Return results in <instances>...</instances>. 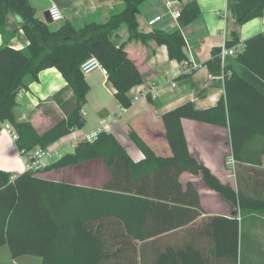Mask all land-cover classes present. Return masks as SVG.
Returning a JSON list of instances; mask_svg holds the SVG:
<instances>
[{
	"label": "trees",
	"instance_id": "obj_1",
	"mask_svg": "<svg viewBox=\"0 0 264 264\" xmlns=\"http://www.w3.org/2000/svg\"><path fill=\"white\" fill-rule=\"evenodd\" d=\"M144 0H122L123 7L103 22H85L76 27L65 21L57 29L36 16L29 0H0V32L7 23V14L20 17V28L28 40L24 49H13L4 38L0 48V124L10 123L18 134L20 152L45 148L84 125L82 105L89 90L80 64L88 57L97 58L107 69L114 97L122 107H129V90L146 81L145 75L129 56L128 41L147 43L153 40L165 45L170 60L187 61L183 51L185 41L179 29L173 32L138 30L136 16ZM264 0H238L236 21L245 23L260 17ZM192 5H185L177 19L180 27L195 17ZM126 26V40L116 41L117 30ZM239 44L234 37L226 47ZM235 58L264 81V32L246 38ZM220 48L212 50L206 62L213 75H222L224 94L216 105L197 109L184 102L160 116L162 136L170 150L168 155L155 151L136 129L130 137L144 159L134 162L117 138L105 131L93 141L80 139L72 152L63 154L41 171L73 166L95 159L102 160L110 178L101 188L84 187L52 181L36 175L40 171L26 169L10 174L0 169V246L7 245L12 258L35 255L40 264H210L208 257L191 248L160 250L152 236L168 230L192 226L203 212L199 195L190 181L182 187L179 175L183 171L201 172L206 184L224 198L238 204L240 213L258 212L256 194L243 191L237 175L236 190L222 183L188 151L182 119L189 118L229 128L232 158L243 168L254 169L261 164L264 148L256 150L257 139L264 141V93L241 77L230 66L223 65ZM56 67L72 95L63 96V89L52 94L64 113L52 126L38 132L28 122H18L13 114L16 95L25 85V78L36 80L38 72ZM1 131V125H0ZM257 154V156H256ZM256 188L252 182V189ZM210 216L204 219L218 231L213 255L236 261L238 258V220L235 217ZM115 222L109 228L105 220ZM202 221V219H201ZM219 221L226 222L223 226ZM114 228L126 234L121 245L110 249L111 238L105 232ZM232 232V236L226 235ZM140 242L139 251L122 259L126 244Z\"/></svg>",
	"mask_w": 264,
	"mask_h": 264
},
{
	"label": "crops",
	"instance_id": "obj_2",
	"mask_svg": "<svg viewBox=\"0 0 264 264\" xmlns=\"http://www.w3.org/2000/svg\"><path fill=\"white\" fill-rule=\"evenodd\" d=\"M237 1L182 0L179 4L181 10L185 5L190 4L196 14L191 22L180 27L178 20L166 13L161 1L144 0L136 16L138 30L147 33L155 29L166 32L179 29L185 41L183 51L187 61L170 60L166 46L157 45L153 40L147 43L139 40L128 41L129 56L136 62L146 78L140 86H153L156 89V96L143 97L137 94L138 99L132 100V104L125 108L115 99V90L106 76L99 71L84 75L89 86L86 100L81 108L84 125L52 144L64 141L66 143L63 148L66 146L74 149L75 144L83 138L84 134L96 129L100 121L105 119L108 120V126L104 131L117 138L134 162L144 159V154L131 139L129 135L131 128L136 129L155 151L168 155L170 150L162 136L161 114L187 101H190L197 109L216 105L224 94L223 76L211 74L206 62L211 58L214 48H220L223 43L234 37L238 38L239 44L234 46L233 54L226 56L222 62L223 65L230 66L264 93V81L237 62L235 58L236 51L241 48L239 45L246 38L264 31V22L260 16L242 24L238 23L235 16ZM29 3L35 9L36 16L44 22H46L49 8L58 7L62 15L60 20L46 22L51 30L57 29L65 21L71 22L76 27L82 26L85 22H103L113 12H118L123 7L122 0H29ZM156 15H160L161 18L148 24V21ZM52 22H58L54 29L51 28ZM116 32L117 42L126 40L125 25ZM6 37L8 45L13 49H24L28 45V40L20 28V17L12 13L7 14L6 26L0 32V48ZM25 81V85L16 95V104L13 107L15 120L28 121L38 132H43L57 119L64 117L63 111L53 100L52 94L63 89V96L67 98L72 95V91L66 86V80L56 67L42 69L38 72L36 80L30 81L27 76ZM171 82L174 86H171ZM133 88L128 92L132 99L136 91V88ZM4 124L10 123L0 124V169L8 172L13 178L26 170V162L17 149L16 142L3 130ZM182 128L190 154L222 183L228 184L235 190L238 175L242 190L248 194H256L260 208L258 212L240 213L238 204L210 188L201 172L193 174L183 171L179 175V181L182 187H185L188 181L194 184L203 212L189 228L168 230L152 236L158 239L156 240L159 243L157 248L162 251L191 248L202 256L208 257L210 264H264V154L261 156L260 165H254V169H246L232 158L227 126L183 118ZM254 147L256 150L264 148V141L257 139ZM77 170L82 172L79 173ZM36 175L52 181L94 188H101L110 178L107 168L100 159L42 172L40 170ZM89 181L93 183L88 184ZM252 182L256 185L254 190ZM234 212L237 213L235 217L238 220L236 261L216 257L211 253L216 247L218 231L214 230V225L210 226L204 221L210 216L229 219L234 216ZM105 222L110 223L108 226L110 228L115 220L111 217ZM225 223L217 222L221 226ZM105 234L111 238H117V240H111L110 249L118 248L121 245L119 238L126 237L125 233L114 228L107 230ZM226 235L232 236V232L226 231ZM139 244L140 242L133 238L127 242L125 252L128 255L137 253ZM197 260L199 261L200 258L198 257ZM198 261L196 264H200ZM111 264L128 263L113 261Z\"/></svg>",
	"mask_w": 264,
	"mask_h": 264
},
{
	"label": "built area",
	"instance_id": "obj_3",
	"mask_svg": "<svg viewBox=\"0 0 264 264\" xmlns=\"http://www.w3.org/2000/svg\"><path fill=\"white\" fill-rule=\"evenodd\" d=\"M163 4L166 13L170 14L173 19H178L180 16L181 8L179 7V4L182 0H159ZM48 15L51 21H58L62 17L60 10L56 6H51L48 10ZM161 18L160 15L154 16L152 19L148 21V24H152L153 22L159 20ZM261 19L264 22V6L262 8L261 13ZM264 32V31H263ZM240 47L242 45H239ZM235 52L234 47H226L225 43H223L220 47L219 51V57L221 59V62H223L227 55H231ZM223 64V63H222ZM80 71L83 75L90 74L94 71H99L103 76L108 75L107 69L100 63V61L91 56L85 59L80 64ZM171 86H174V83L171 82ZM136 88L134 92L133 101L138 99V96L141 95L143 97L156 96V89L153 86H134ZM133 88V89H134ZM137 94H139L137 96ZM108 120L102 119L99 123V126L91 131L90 133L84 134L82 139H86L88 141H93L97 138L98 134L104 131V129L108 126L107 123ZM3 130L7 132V134L10 136V138L16 142L18 139V134L14 130L13 126L10 124H4ZM64 141H60L55 144H51L45 148H35L31 151H24L20 152L21 155L24 157L26 162V169L30 171H40L42 170L47 164H49L52 160L58 158L61 156L60 150L63 148Z\"/></svg>",
	"mask_w": 264,
	"mask_h": 264
},
{
	"label": "rangeland",
	"instance_id": "obj_4",
	"mask_svg": "<svg viewBox=\"0 0 264 264\" xmlns=\"http://www.w3.org/2000/svg\"><path fill=\"white\" fill-rule=\"evenodd\" d=\"M58 22H52L51 28H56ZM66 147V146H65ZM60 150V154L63 155L64 153L71 152L73 148L66 147ZM76 172V170H74ZM79 173L82 170H77ZM42 172V171H41ZM88 184H92V181L87 182ZM110 223H106V226H109ZM130 255V254H129ZM128 253L124 252L122 254V259H126ZM131 256V255H130ZM41 258L39 256L30 255V256H19L16 258H12L8 249L7 245L0 246V264H40Z\"/></svg>",
	"mask_w": 264,
	"mask_h": 264
},
{
	"label": "water",
	"instance_id": "obj_5",
	"mask_svg": "<svg viewBox=\"0 0 264 264\" xmlns=\"http://www.w3.org/2000/svg\"><path fill=\"white\" fill-rule=\"evenodd\" d=\"M45 20H46V22H48V23L51 22V19L49 18L48 14H47Z\"/></svg>",
	"mask_w": 264,
	"mask_h": 264
}]
</instances>
